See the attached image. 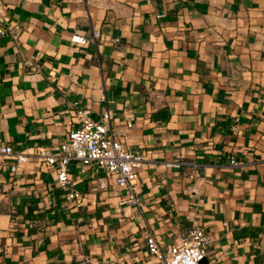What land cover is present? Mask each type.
<instances>
[{
	"label": "crops",
	"instance_id": "obj_1",
	"mask_svg": "<svg viewBox=\"0 0 264 264\" xmlns=\"http://www.w3.org/2000/svg\"><path fill=\"white\" fill-rule=\"evenodd\" d=\"M1 26L0 148L29 157L11 171L0 150V264H162L149 234L169 256L195 225L204 264H264V0H0ZM78 108L145 153L142 205L79 160L64 204L36 152Z\"/></svg>",
	"mask_w": 264,
	"mask_h": 264
},
{
	"label": "built area",
	"instance_id": "obj_2",
	"mask_svg": "<svg viewBox=\"0 0 264 264\" xmlns=\"http://www.w3.org/2000/svg\"><path fill=\"white\" fill-rule=\"evenodd\" d=\"M0 31H4L2 26ZM99 35L98 30H93L94 37ZM71 39L80 43L87 41V37L79 33L72 34ZM77 112L80 115L79 124L71 128L57 151L41 147L36 152V156L41 160L57 167L58 186L63 191L64 204L79 205L83 198V192L75 186V180L69 170L71 161L79 160L84 166L96 164L108 175H113L116 183L124 190L122 203L142 205L139 195V171L145 161V153L127 147L125 142L127 129H115L114 114L111 109L104 110L99 120L91 115L88 108H78ZM131 126V122L127 123V127ZM233 129L237 130L238 124H234ZM0 150L5 155L15 158V162L11 164V171H16L19 164L29 157L24 152L15 151L11 144L1 146ZM232 161L237 162L235 159ZM1 200L0 193V202ZM210 241L211 237L206 228L195 225L179 242L172 245L168 256L161 250L156 235L150 233L148 236L149 250L158 255L162 264H204L203 260L207 256Z\"/></svg>",
	"mask_w": 264,
	"mask_h": 264
}]
</instances>
